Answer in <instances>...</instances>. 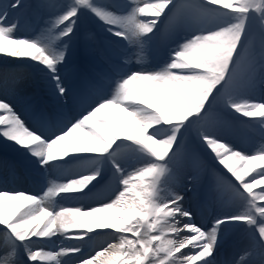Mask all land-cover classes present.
<instances>
[{
	"label": "snow or ice",
	"instance_id": "6c2138e0",
	"mask_svg": "<svg viewBox=\"0 0 264 264\" xmlns=\"http://www.w3.org/2000/svg\"><path fill=\"white\" fill-rule=\"evenodd\" d=\"M25 7L0 0V56L31 62L63 103L30 126L7 99L23 77L0 80V139L41 181L36 193L0 190V264H221L234 225L247 244L225 264H264V99L254 98L264 91V0L41 2L51 11L35 27L22 22ZM84 20L119 38L118 52L77 88L62 68ZM22 27L32 33L17 35ZM229 115L258 132L251 152L219 135ZM197 145L225 170L206 189L203 205L219 211L203 223L179 190L198 181ZM81 197L96 206L64 203ZM102 232L110 242L85 255Z\"/></svg>",
	"mask_w": 264,
	"mask_h": 264
},
{
	"label": "rangeland",
	"instance_id": "374dc122",
	"mask_svg": "<svg viewBox=\"0 0 264 264\" xmlns=\"http://www.w3.org/2000/svg\"><path fill=\"white\" fill-rule=\"evenodd\" d=\"M25 2H27V4L25 5L27 8L29 7H33L34 10H36V12L38 13H34V20L37 21L40 19L41 16L46 17L49 12L51 11L50 9H41V10H37L36 5L38 3L41 2H46V3H59L61 2V0H23V3L25 4ZM25 7V8H26ZM35 12V11H34ZM86 22H90V20H84L82 21L80 24L82 26H84L87 30L86 33H83V35H81V41L79 42V50L82 54V56H87L89 59L87 60H83V64L82 66V70H79V75H78V70H76L74 67H71V63L75 57H76V53H74V41L72 40L71 44H70V48L69 51L71 52L70 58L66 64V66H64L62 68V76H64L66 78V80L71 83L74 87H75V83H74V75L76 73L75 78L80 79L79 80V84L80 87L83 85H86L87 81L89 79H91L94 76H97L100 73H103V70H101V68L99 67H94V68H90L89 65H96L94 64L92 61H96V59H98L99 57H102L103 53L101 51L100 48V44L101 42H93L92 41V36L93 34L89 31L88 25ZM96 24V22H94ZM79 24V27H81ZM98 24V23H97ZM101 31H103L102 33H105L104 30L102 29ZM77 32H79V28L77 29ZM89 32V34H87ZM106 34V33H105ZM106 36H108V34H106ZM74 37V36H73ZM108 39L111 40L108 36ZM107 40V39H106ZM112 46L116 47V44L113 43V41H111L109 43ZM117 48V47H116ZM0 64L1 65H6L9 68H6V70H2L0 69V79L2 80L4 78L5 74H8L9 79H11L13 74H18L21 75L23 77V80L21 81L20 85L17 88L16 94L15 95H8L9 97L7 98L8 100H10L15 107L17 108V111H19L22 115V117L25 120H29L30 117L33 116V113H37L39 109L45 110V108L48 106L49 102H46V98L48 97V95L52 98V101L55 100V103L61 104L63 103L62 101H59L57 99V96L55 95L51 84H45L44 86V90L40 93L35 95L34 91H33V87H32V79H33V71L36 70L34 65H32L31 62H25V61H19V60H15L13 58H5L4 56L0 57ZM69 64V65H68ZM96 69H98L99 72H94L93 70L96 71ZM37 73H39V76H44V74H42L41 72L37 71ZM48 94V95H47ZM79 109H74L73 112L75 113V111H78ZM256 130V129H254ZM259 136L258 132L253 133V134H249V138L251 139V142L248 143V147L250 149H252V146L257 143L258 141L256 139ZM198 146V145H197ZM196 146V147H197ZM202 153H203V163L201 166H203L205 163L210 164L214 170L217 173H223L224 171L220 168H218V166L210 159L208 160V158H206V154L203 152V150L201 149ZM206 155V156H205ZM0 158L6 159L7 155L5 153H0ZM27 165H32L31 162H26ZM215 177L213 176L210 179V184H212L214 182ZM191 197H186L185 198V202L187 201V199H189ZM184 202V204H185ZM189 202V201H188ZM199 215H208V212H204V213H200L199 211ZM110 238V237H108ZM226 238V237H225ZM101 239V237L99 238V240ZM236 248H231L228 252V255H231L232 253H237L240 249L235 246ZM225 256V254H224ZM227 256V253H226Z\"/></svg>",
	"mask_w": 264,
	"mask_h": 264
},
{
	"label": "bare ground",
	"instance_id": "6f19581e",
	"mask_svg": "<svg viewBox=\"0 0 264 264\" xmlns=\"http://www.w3.org/2000/svg\"><path fill=\"white\" fill-rule=\"evenodd\" d=\"M30 31H28L27 30V33H29ZM112 55V54H111ZM0 57H2V56H0ZM5 57V56H4ZM5 58H7V57H5ZM230 132H232L233 134V136H232V139L235 141L239 136H240V132L239 131H237L236 130V134L238 135H235V132H234V130H231ZM220 135V134H219ZM241 141V140H240ZM239 141V142H240ZM0 150H3V151H6V152H8V153H10L11 155L13 154V152L14 151H16L17 150V147L16 146H14L11 142H6V141H4L3 139H0ZM19 152H24V151H22V150H19ZM248 152H251V151H248ZM211 159H214V157L213 156H211ZM9 161H11L12 162V164H14V159H11V157H9ZM5 159H0V166H3V165H5ZM220 168H222V166H220ZM197 170V169H196ZM225 171V170H224ZM209 179V178H208ZM206 182V181H205ZM205 182H204V184H205ZM207 186H209V181H207V184H206V187ZM0 187L2 188H5L4 186H1L0 185ZM40 185H37V186H35V187H32V188H30V187H27L26 185H23V184H15V185H9V186H7L6 187V189L7 190H9V191H14L15 190V188H19V189H21V190H23V191H27V192H31V193H36V192H38L39 190H40ZM204 195V194H203ZM206 197H207V194H206ZM85 200V199H84ZM72 200H68V201H65L64 203H68V202H71ZM94 201V200H93ZM93 201H90L89 203H87V205L86 206H88V204H90L91 202H93ZM75 202H83V201H81V199L80 200H78V201H76L75 200ZM186 208H191L193 211H195L196 210V208H195V204H194V206H193V204H192V202H190L188 205H186L185 206ZM204 207V206H203ZM205 208V207H204ZM206 210H207V212H209V214L211 213V214H215L216 212H218L219 211V208L217 207V208H212V207H207V208H205ZM196 213H197V210H196ZM207 217H205V218H203V217H200L198 214L196 215V221H197V223H203L204 222V220L206 219ZM231 227L232 226H229V228H228V230L225 232V233H227V232H229L230 231V229H231ZM225 236H226V234H224V236H223V239L225 238ZM245 238V239H242V238ZM55 239V242H56V244L58 245V242H62L63 241V237H60V238H54ZM222 239V240H223ZM246 244H247V234L243 231V229L242 228H240L239 230H238V232H237V234H236V236H235V238L232 240V242L230 243V246H237V247H241V249L243 248V247H245L246 246ZM65 259H67V258H65ZM74 261H75V258L73 257L72 258ZM218 261H220L221 262V260L220 259H217ZM221 264H225L224 263V261L221 263Z\"/></svg>",
	"mask_w": 264,
	"mask_h": 264
}]
</instances>
